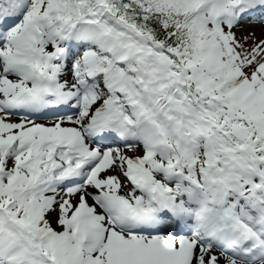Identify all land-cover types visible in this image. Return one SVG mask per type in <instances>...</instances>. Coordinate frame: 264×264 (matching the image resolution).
<instances>
[{"label":"snow or ice","instance_id":"snow-or-ice-1","mask_svg":"<svg viewBox=\"0 0 264 264\" xmlns=\"http://www.w3.org/2000/svg\"><path fill=\"white\" fill-rule=\"evenodd\" d=\"M0 264H264V0H0Z\"/></svg>","mask_w":264,"mask_h":264}]
</instances>
